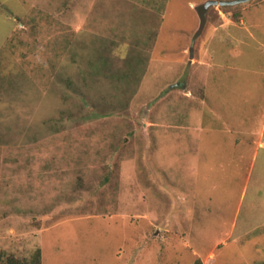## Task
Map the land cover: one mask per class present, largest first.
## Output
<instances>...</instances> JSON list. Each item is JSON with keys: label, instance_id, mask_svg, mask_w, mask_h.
Wrapping results in <instances>:
<instances>
[{"label": "rangeland", "instance_id": "rangeland-1", "mask_svg": "<svg viewBox=\"0 0 264 264\" xmlns=\"http://www.w3.org/2000/svg\"><path fill=\"white\" fill-rule=\"evenodd\" d=\"M209 1L0 0V264H264V0Z\"/></svg>", "mask_w": 264, "mask_h": 264}, {"label": "crops", "instance_id": "crops-1", "mask_svg": "<svg viewBox=\"0 0 264 264\" xmlns=\"http://www.w3.org/2000/svg\"><path fill=\"white\" fill-rule=\"evenodd\" d=\"M226 27V26H225ZM245 27V26H244ZM233 28H227V30H224V34H223V32H222V35H217V37H218V41H220V42H227V41H229V39L231 40V39H236V38H238L236 35H235V33L234 32H232L231 30H232ZM247 29V28H246ZM214 31H215V29H214ZM213 31V32H214ZM213 32H212V34L210 35V37L206 40V42H205V40L203 41V45H205V47H204V49H203V51L204 52H201V59H202V62L200 63V65H205V64H207L208 66H210V64H211V62L209 63V61H208V58L211 56L212 57V55H210L209 56V54L210 53H208V51H209V48H208V44H209V41L211 40V39H213V35H216V34H213ZM207 60V61H206ZM204 98L205 97H203L202 98V103H206V100H204ZM203 146V145H202ZM202 150V147H201V144H200V147H199V151H201Z\"/></svg>", "mask_w": 264, "mask_h": 264}, {"label": "trees", "instance_id": "trees-1", "mask_svg": "<svg viewBox=\"0 0 264 264\" xmlns=\"http://www.w3.org/2000/svg\"><path fill=\"white\" fill-rule=\"evenodd\" d=\"M40 250H36V253L35 255L32 257V261L34 263H37V264H40ZM27 260H18V259H15V258H9L8 260H6V263L8 264H27ZM5 263V261H4Z\"/></svg>", "mask_w": 264, "mask_h": 264}, {"label": "water", "instance_id": "water-1", "mask_svg": "<svg viewBox=\"0 0 264 264\" xmlns=\"http://www.w3.org/2000/svg\"><path fill=\"white\" fill-rule=\"evenodd\" d=\"M247 0H210L207 5L209 4H221V5H229V4H236Z\"/></svg>", "mask_w": 264, "mask_h": 264}]
</instances>
